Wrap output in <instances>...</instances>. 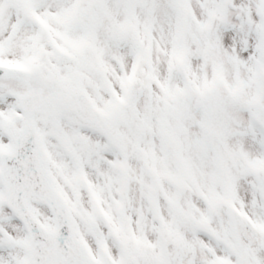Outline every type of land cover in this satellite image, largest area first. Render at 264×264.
I'll return each mask as SVG.
<instances>
[{
  "label": "snow or ice",
  "instance_id": "snow-or-ice-1",
  "mask_svg": "<svg viewBox=\"0 0 264 264\" xmlns=\"http://www.w3.org/2000/svg\"><path fill=\"white\" fill-rule=\"evenodd\" d=\"M0 264H264V0H0Z\"/></svg>",
  "mask_w": 264,
  "mask_h": 264
}]
</instances>
